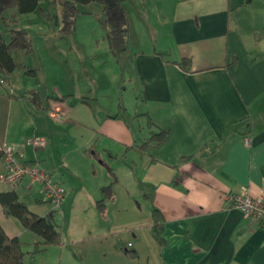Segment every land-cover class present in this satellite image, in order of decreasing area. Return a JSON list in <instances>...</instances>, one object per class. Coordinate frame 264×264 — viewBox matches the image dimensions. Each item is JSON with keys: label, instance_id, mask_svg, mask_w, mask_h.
Masks as SVG:
<instances>
[{"label": "crops", "instance_id": "crops-1", "mask_svg": "<svg viewBox=\"0 0 264 264\" xmlns=\"http://www.w3.org/2000/svg\"><path fill=\"white\" fill-rule=\"evenodd\" d=\"M156 2L154 27L147 20L138 27L148 46L135 51L130 70L112 55L108 86L96 97L86 95L92 87L77 96L51 84L62 77L59 67L42 68L45 79L36 82L23 70L15 76L17 67L6 85L18 97L0 91V145L66 189L55 209L42 184L26 177L16 186L32 212L56 210L64 227L62 244L28 256L34 264H264V224L225 207L227 194L264 193V17L244 21L246 0ZM184 58L189 69L177 63ZM127 82L142 92L134 102L124 100ZM145 126L150 136L169 134L142 151L134 145L150 137ZM36 137L46 145H33ZM111 184L114 197L100 208ZM10 188L0 183V193ZM154 208L165 218L163 246ZM0 222L11 237L41 240L1 204Z\"/></svg>", "mask_w": 264, "mask_h": 264}, {"label": "rangeland", "instance_id": "rangeland-1", "mask_svg": "<svg viewBox=\"0 0 264 264\" xmlns=\"http://www.w3.org/2000/svg\"><path fill=\"white\" fill-rule=\"evenodd\" d=\"M249 5L243 11L248 17L245 18V16L244 21L264 17V0H252ZM77 6L79 12L76 13L72 27L68 31L63 29L65 9L61 0H43L35 11L20 15L19 22L15 26L26 27L32 39L33 48L30 51H15L18 65L15 76H18L22 70L26 75L27 67H35L39 70L38 77L33 76L36 82L37 78L45 79L44 74L40 72L42 68L45 72L51 73L50 70L53 67H59L62 77L51 84L56 83V86L63 89L71 87L77 96H81L80 91L84 88L92 87L93 94L90 91L86 92V95L96 97L98 89L108 86L109 75L106 67L111 64L112 58H115L112 55L117 54L115 56L126 70L133 69L135 51L148 46L142 36L143 31L138 28L139 24L147 20V26L153 25V28L154 23L151 20L154 16L157 17L162 9L156 0H130L123 3L127 18L124 25L128 31L126 35L113 34V37L109 39L104 6L99 2L77 4ZM11 36L10 33L5 35L7 40H10ZM123 38L126 39L124 45H118L114 50L110 49V40L119 42ZM22 64H25L26 68H23ZM53 70L58 73L57 69ZM11 76L12 83L16 78ZM124 84L125 82H122L121 87ZM126 86L128 91L124 95V100L134 102L142 92L137 89L134 91L133 85L129 82ZM151 130H147L148 136Z\"/></svg>", "mask_w": 264, "mask_h": 264}, {"label": "trees", "instance_id": "trees-1", "mask_svg": "<svg viewBox=\"0 0 264 264\" xmlns=\"http://www.w3.org/2000/svg\"><path fill=\"white\" fill-rule=\"evenodd\" d=\"M43 0H0V21L4 24L5 30L0 29V91L17 98L18 96L8 89L7 83L9 76L14 73L17 68L15 59V51L26 50L30 51L33 48V42L29 32L24 27H16L19 22L20 15L35 11ZM126 0H61L65 9L64 30L71 29L74 17L79 12L77 4H90L99 2L104 6L106 14V25L108 29L109 39L114 35H126L128 29L124 23L126 21V13L123 3ZM252 0H246V4H250ZM15 11V12H14ZM6 33H10L11 39L7 40ZM263 34L255 33V40L259 41ZM126 39L122 41L112 42L110 47L112 50L118 45H124ZM181 67L189 69L191 67V59L184 58L177 62ZM24 68L26 66L23 65ZM26 73L29 76H38L39 70L35 67H27ZM31 95L32 101L43 106V99L40 94L33 90L28 92ZM65 98V97H63ZM63 98H55L63 100ZM152 123V122H151ZM169 134V129H162L157 133H153L149 138L143 140L140 144L134 145L140 150L145 151L150 147H156L165 141ZM5 156L4 148L0 145V160ZM103 198L98 201L100 208L105 207V202L108 198H113V185L104 186L102 188ZM0 204L3 207L6 216L15 217L25 227V229L38 234L41 240L33 244L23 241L15 236L11 237L6 232L0 222V264H34L28 259L29 255H35L44 251L48 246L60 245L63 243V224L58 220L56 210L50 211L46 215H39L30 210L28 204L20 198L16 187L0 193ZM153 233L156 240L161 246L165 244L163 232L165 228V218L162 212L153 209ZM31 245V249L27 250V246Z\"/></svg>", "mask_w": 264, "mask_h": 264}, {"label": "built area", "instance_id": "built-area-1", "mask_svg": "<svg viewBox=\"0 0 264 264\" xmlns=\"http://www.w3.org/2000/svg\"><path fill=\"white\" fill-rule=\"evenodd\" d=\"M31 143L35 146H44L47 142L44 138L36 137ZM3 148L5 170L0 174V183L16 187L27 177L31 184H42L44 201L51 203L55 209H60L66 193L62 182L56 179L50 170L36 163L21 160L12 146L4 145ZM225 207L239 209L255 223L264 224V193L252 195L244 189L242 192L227 194Z\"/></svg>", "mask_w": 264, "mask_h": 264}]
</instances>
